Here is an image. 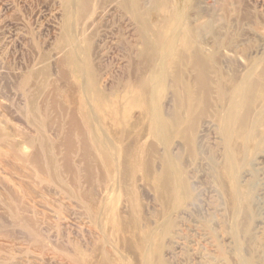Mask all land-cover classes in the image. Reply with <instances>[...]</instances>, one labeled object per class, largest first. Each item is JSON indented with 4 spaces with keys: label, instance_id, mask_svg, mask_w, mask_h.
Here are the masks:
<instances>
[{
    "label": "rangeland",
    "instance_id": "374dc122",
    "mask_svg": "<svg viewBox=\"0 0 264 264\" xmlns=\"http://www.w3.org/2000/svg\"><path fill=\"white\" fill-rule=\"evenodd\" d=\"M192 1V8L182 9L190 28L200 30L203 42L213 46L218 67L242 74V65L246 69L264 60V0ZM64 15L62 0H0V264H264V147L245 146L252 154L239 159L242 195L233 198L231 176L224 175L221 186L212 173L221 170L225 152L221 123L214 118L220 106L215 104L205 117L209 123L198 142L200 154L196 159L186 155L182 166L195 199L190 209L178 213L169 205L170 214L156 185L145 179L157 172L164 147L151 136L142 111L131 105L132 96L122 106L129 118L120 116L118 126L96 115L98 133L107 132L118 151L129 148L132 153L147 144L157 154L149 173L140 166L128 170L127 178L112 187L108 212L93 220L100 195L88 199L89 210L84 202L89 188L81 176L69 175L64 162L65 141L72 136L71 115L66 114L78 115L74 98H65L75 95L76 76L61 61ZM109 15L99 33L95 30L92 63L97 78L113 87L108 94L117 98L123 80H135L132 64L138 61L128 22ZM162 21L152 19L149 25ZM70 22L75 31L80 29L79 19ZM263 104L257 101L254 111L264 123ZM165 105L171 117L173 102ZM69 152L66 159L78 173L82 153L75 148ZM137 157L146 160L140 153ZM123 161L132 167L131 158ZM94 180L96 191L100 180ZM167 220L172 230L163 235L160 226Z\"/></svg>",
    "mask_w": 264,
    "mask_h": 264
},
{
    "label": "bare ground",
    "instance_id": "6f19581e",
    "mask_svg": "<svg viewBox=\"0 0 264 264\" xmlns=\"http://www.w3.org/2000/svg\"><path fill=\"white\" fill-rule=\"evenodd\" d=\"M62 1L65 15L62 26L61 61L68 68L70 66L76 76L72 77L76 78L73 83L75 95L65 98L66 100L74 98L78 110L76 116L70 112L66 114L67 117L71 115L69 126L73 137L69 136L65 141L67 157L64 156V162L69 175L73 174L75 177L78 175L77 178L81 176L83 184L89 188L84 196L86 205L90 204L88 199L94 194L100 195L99 205L93 208L95 215H91L93 220L98 219V213L108 212L107 203L112 187L118 186L121 180L127 178L130 173L128 170L134 171L136 166H140L143 171L149 173L152 158L157 154L153 145L147 147V144L139 146L137 151L132 153L129 148L118 151L108 133L102 131L100 135L99 129L94 125L97 115L101 118L99 120L106 122L107 119H112L118 126L121 123L120 116L128 117V111L122 109V106L128 101L129 95L132 96L129 100L131 105L140 109L149 121L151 136L164 147L163 153L158 157L157 172L153 173L154 175L148 174L145 179H151L156 185L161 203L166 207V213L170 214L167 210L169 205H172L177 213L192 206L191 203L195 199L194 186L184 174L182 166L185 164L186 155L196 159L200 154L201 147L198 142L202 140L204 125L209 123L205 117L213 104L220 106L214 118L216 122L221 123L220 134L225 152L221 170L214 169L212 173L216 174L215 180L221 186L225 176L230 175L232 185L229 190L223 188V191L228 190L233 198L239 199L242 195L236 176L240 168L239 159L241 156L252 154L245 151V146H255L256 149L264 147V134H261L264 129L263 119L257 116L261 115L260 113L254 111L257 101L264 103V71L258 70L259 65L264 66L263 58L246 69L245 64L242 65L243 69L240 67L242 74L225 72L222 67H218L213 62L217 55L213 46L203 42L200 30L190 28L191 21L182 9L183 5L192 8V0ZM106 15H109L111 20L119 16L121 21L128 22L127 31L135 39L133 51L138 61L132 64L135 80L131 77L124 79L123 82L126 84L117 88V91L119 90L117 98L108 94L113 91V87L107 86L106 81L101 82L100 78H97L92 63L93 36L97 35L95 30L99 33L104 27ZM72 18L80 21L81 27L77 31L74 24H70ZM152 19L163 21L150 26L149 20ZM30 73L36 74L34 69ZM168 100L173 102L171 117L165 105ZM262 108L264 111V107ZM78 121H82L83 124L79 126ZM126 133L127 131L121 134L120 143L126 140ZM76 141L79 145H76ZM175 144L176 155L172 151ZM74 148L82 153L83 159L80 160L82 168L78 173L72 172L70 161L66 159L70 157L69 150ZM137 153L143 155L146 160L138 161ZM126 158L132 160V167L129 169L123 161ZM90 164L97 167V173L90 169ZM94 179L100 180L101 188L96 191ZM87 208L90 210L88 205ZM162 225L160 227L163 229L160 231L163 235H169L172 223L169 221Z\"/></svg>",
    "mask_w": 264,
    "mask_h": 264
}]
</instances>
